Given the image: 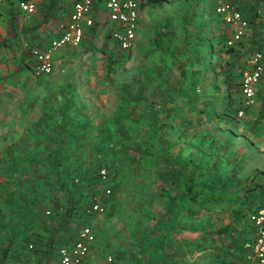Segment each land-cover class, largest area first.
<instances>
[{
    "label": "rangeland",
    "instance_id": "obj_1",
    "mask_svg": "<svg viewBox=\"0 0 264 264\" xmlns=\"http://www.w3.org/2000/svg\"><path fill=\"white\" fill-rule=\"evenodd\" d=\"M214 5L213 0H141L142 27L129 53H122L111 39L107 41L111 26L105 29L104 25L101 31L99 23L81 45L65 48L57 61L69 65L65 79L81 80L88 87L78 89L81 94H76L74 103L68 96L66 110L58 112L61 115L50 121V128L28 137L0 135V203L6 212H0L2 237L9 236L17 218L26 213L27 201H35L30 202L31 208L39 201L36 210L42 219L35 227L39 231L50 228L67 199L75 197V214L60 239L75 242L82 229L91 230L94 247L84 264H108V258L112 264L153 263L151 235L161 212L170 208L168 194L174 187L170 176L179 175L172 158L177 153L185 155L179 149L188 146L192 151L204 138L209 176L218 180L210 163L223 157L214 149L215 142L223 138L213 137L223 128L219 118L223 71L243 56L236 49L234 55L225 53L223 43L229 32L217 16H209ZM194 9L202 16L192 17ZM202 38L213 40L205 57L198 44ZM109 59L114 60L111 71ZM38 105L33 100L28 107L22 104V109ZM256 111L253 122H244L248 114L237 118L242 130L229 121L233 125L229 131L241 133L232 141L236 152L250 165L245 166V177H235L238 168L230 171L233 176L227 188L242 194L236 195L237 202L233 198L220 201L227 212L237 204L241 214L249 215L264 202V115L259 117ZM182 130L184 134L179 135ZM98 166L109 173L108 182L87 190ZM224 187L216 183L215 192ZM106 189L110 190L108 197ZM95 198L105 213L85 216L84 210ZM194 206L198 211L195 221H217V215L210 214L215 212ZM35 258L41 264L40 254ZM199 259L198 264H209L208 257L204 263Z\"/></svg>",
    "mask_w": 264,
    "mask_h": 264
},
{
    "label": "crops",
    "instance_id": "obj_2",
    "mask_svg": "<svg viewBox=\"0 0 264 264\" xmlns=\"http://www.w3.org/2000/svg\"><path fill=\"white\" fill-rule=\"evenodd\" d=\"M20 1L2 0L0 5V135L9 134L28 137L44 127L50 128L52 125L50 121L61 115L58 112L66 110L65 104L68 96H71L70 100L74 103L76 94H81L78 89H81L83 85L81 80L65 79L64 73L71 71L68 69L69 65L64 63L61 65L57 62L65 48L53 55L51 75L44 78H35L32 74L34 60L30 54L31 49H43L51 40L61 34L68 23L74 0H32L35 10L30 14L20 10ZM105 2L106 0H94L91 14L93 26L85 28L83 41L87 39L90 31L92 33L97 23L100 24L98 28L101 31L104 25H107L105 29L109 25L112 28L107 20L104 8ZM140 2L141 0L138 1L139 7ZM263 4L264 0H236V6L241 11L243 19L248 23L242 44L237 45L235 48L236 54L243 56L240 58V67L248 59L249 53L261 44L262 30L259 11ZM141 17L139 11L137 38L142 27ZM217 21L221 23L219 18H217ZM110 29H108L109 34ZM227 31L229 32V30ZM83 84L89 83L85 82ZM83 87H88V85ZM260 91L263 90L260 89ZM221 93L223 94L219 96L221 99L219 109L223 112L228 102V100H224L227 96L225 85H222ZM239 97L234 98V103ZM263 98L264 96L258 95L255 107L246 113L249 117L246 116L244 122L247 120L253 122L255 110H257L259 117L264 115L261 113ZM33 100L38 102L39 105L34 107L35 110L32 106H30V110H27V105ZM22 104L27 107L22 109ZM220 111L219 113H221ZM221 123H223V128H218L216 130L217 135H213V137L223 138L221 143L215 142L223 157H221V161L219 159L215 166H212V171L217 170L218 176V180L214 184L218 183L219 186L224 184L226 188L219 189V193L209 192L212 200L218 199V203H213L211 208L213 209L216 203L219 206L217 210L213 209L215 213H210L217 215V221L211 218L209 219V226H203L202 232H206L207 239L202 241L207 242V249H203L201 252L195 250L200 236L199 232H195V208L192 202V194L190 193L188 198L185 193L184 199H181L184 196L183 194L171 190L168 195L172 201L175 199V204L170 203L168 211L166 209L161 212L155 222L153 235H151V239L153 238V243L150 244L153 253L152 264H198L199 258H203L204 263L205 257H208L209 264H238L239 262L240 253L235 247L244 238L245 227L236 222L235 211L239 209L237 204L230 212H227L226 209H221L220 201L233 198L237 202L236 195L238 193L241 195L242 192L233 193L227 188L229 179L233 176L230 171L238 168L235 177L238 175L245 177L247 169L245 166L250 164L248 160L242 159L238 151L236 152L237 147L232 142L236 141L238 136L241 135L240 131L236 129L229 131V127H233L229 121L221 120ZM224 124H228V126ZM237 126L239 130L243 129L240 123H237L235 127ZM246 135H249L248 131ZM263 142L264 138H262L261 144ZM179 150L185 152V155H180L177 159V162L182 164L177 165L176 169L184 166V175H178L174 179H171L170 176V182L183 183L184 180L187 182L188 177L191 178L194 173V165L190 161L192 157L194 158V156H191V150L188 149V146ZM261 150H264V148H261ZM4 207L0 203V212L3 214L6 213L5 210L3 211ZM229 226H233L231 227L232 232L228 230ZM226 228L227 231H224ZM212 230L214 232H211ZM93 247L94 243L90 251H93ZM88 257L85 263L88 261ZM39 262L45 264L43 259H40Z\"/></svg>",
    "mask_w": 264,
    "mask_h": 264
},
{
    "label": "built area",
    "instance_id": "obj_3",
    "mask_svg": "<svg viewBox=\"0 0 264 264\" xmlns=\"http://www.w3.org/2000/svg\"><path fill=\"white\" fill-rule=\"evenodd\" d=\"M139 0H106L105 11L108 23L112 25L110 36L113 43L122 53H129L137 39L139 28ZM213 12L221 23L229 30V37L225 42L226 48H233L242 43L248 23L243 19L241 11L236 6V0H213ZM94 0H74L69 14L68 23L61 34L51 40L43 49L33 48L30 54L34 60L32 74L35 78L51 75L53 71V55L64 48H76L81 45L85 28L93 26L92 6ZM2 0H0V5ZM19 8L25 13H33L35 6L32 0H21ZM262 41L252 52L239 73V90L241 93L240 108L236 112L237 118H243L248 111L255 107L260 89L264 91V4L259 11ZM101 184L105 185L107 172L100 171ZM104 195H110L106 189ZM87 215H103L104 207L95 198L86 211ZM248 220L253 228L252 238L243 245L244 256L242 264H264V202L250 212ZM94 235L89 228L82 229L75 242L61 247L56 264H84ZM32 249V246H29ZM112 264V259H107ZM21 264V263H16Z\"/></svg>",
    "mask_w": 264,
    "mask_h": 264
},
{
    "label": "trees",
    "instance_id": "obj_4",
    "mask_svg": "<svg viewBox=\"0 0 264 264\" xmlns=\"http://www.w3.org/2000/svg\"><path fill=\"white\" fill-rule=\"evenodd\" d=\"M202 14H203L202 12H199L196 9H194L192 13V17H199V16H202ZM208 14L209 16L214 17L215 14L212 8L209 9ZM110 39H111V36L109 34L107 36V41ZM212 43H213L212 39H204V38H202L198 42L201 48L200 54L203 55V57L206 56L207 50L211 49ZM223 46L226 49L225 53L227 55L229 56L234 55V49L236 47L226 48L225 41L223 43ZM105 51H106V43L104 42L101 52L104 54ZM113 64H114V60L109 59L108 61L109 71L112 70ZM219 70L222 72V69L220 67H219ZM239 70H240V58L239 60L227 66L226 70L223 71L224 73L223 84L225 85L227 89L226 94H227L228 102H227V107L224 109L223 112H221L222 113L221 117H219L220 120L228 119V121L232 120V122H235L237 120L236 112L238 111V108H240V104H241L240 101L242 98L240 90H239V78H240ZM234 93H236L235 97L233 96ZM258 95L264 96V91H259ZM237 96H240V97L237 98L234 103V100H235L234 98H236ZM261 109H262L261 113L264 114V102H263V107H261ZM184 131L185 130L180 131L181 133L179 135L184 134L183 133ZM204 140L205 139L202 138L200 142H198L197 145L194 147V149L200 148V150L195 151L193 149L191 151V156H194V158L192 157L190 160L191 164L194 165L193 176L191 178H189L190 177L189 176L188 177L189 180L187 182H185L184 180L183 183L182 182L175 183V181H171V185L172 183H174V187L172 188L174 192H177L178 194L181 193L184 195L183 198L180 197L181 199H184L185 193L189 198L190 193H191L192 202L194 203V205L196 206L201 205L204 209L206 208L205 212L207 211L212 212L213 209L207 203L213 204L215 202H213V200L211 199L212 197L207 195L206 192L214 191L213 193H215L216 189H215L214 181L212 180L211 176H209L211 175L208 169L209 165L208 163L205 162V159H207V156L205 154L206 150L204 149L207 143H204ZM209 143L210 141L208 142V144ZM214 149H216L215 152H219V149L216 145L214 146ZM179 157H180L179 153H177V155H175L174 158H172L173 163L175 164L174 169H176L177 165L179 166L182 164L181 162H177V159H179ZM217 162H219V160H215L214 166L217 164ZM211 165L213 164L210 163V167H212ZM102 169H105V168L102 166H98L96 169H94V171L92 172V179L93 178L94 179L90 182L88 181L87 190H90L91 186L95 184L102 185L101 175H100V171ZM176 170H179L176 172L177 174L179 173V175L181 174L184 175L185 167L181 166L180 168ZM106 178L107 180L105 184H107L108 182V178H109L108 172H107ZM81 198H84L85 201H89L88 200L89 198L87 197L83 196ZM169 200H170V203L175 204V199L172 201V199L169 198ZM30 202H34L32 204H35V201H27L25 203L26 205H28L24 207V210L26 211V213L23 212L24 214L22 213V215L17 218L18 220L16 221V224L12 232L9 230H5V231H9L11 234L9 236L2 237V234L0 233V238L2 237L1 242H0V264H16V263L38 264V261L34 260L37 254H40L41 259H43L45 264H56L58 261V255H57L58 250L61 247L67 246L71 244L72 242H74L70 240L67 241V239L66 240L60 239V234L62 233L64 234L67 231L69 224L71 223V220L73 218V215L75 214V208H76L75 207V197H69L67 199L64 210L62 211L58 219L52 223L50 228H47L45 230H40L39 228H37L39 231L35 230V227L37 226V221L39 220L41 221L42 219V217L36 210L37 203H39V201H36V207L31 204L33 206L32 208L31 206H29ZM92 202L88 205L86 210H84L85 216H89L87 215L86 211L91 206ZM260 204L258 206H260ZM258 206H256V208ZM196 208H195V215L198 212ZM256 208H252L250 211L252 212ZM235 215H236L237 224H240L243 227H245L244 238L241 239L239 244L236 245L235 247L238 253H240V257H239L240 263L238 262V264H241L243 260V256L245 254L243 245L246 242H249L251 240L252 234H253V228L248 220L249 215L247 213L241 214L237 210L235 211ZM203 219L204 218H202L201 220L203 221ZM207 222L208 220L203 221V224H201L202 222H200V220L195 221L196 223L195 232H199V236H200L199 242L198 244H196L197 246L195 250H199V252H201V250L203 249L205 250L207 249V242H203L207 239V235L205 234L206 232L205 233L202 232V230L204 229L203 226H206V225L209 226L208 225L209 222L208 223ZM231 227L233 226H229L228 230L232 232ZM224 231H227V228ZM211 232H214V231L212 230ZM209 234H212V233H209ZM2 243L4 245H1ZM203 244L205 245V247ZM29 246H32V249H29ZM214 248L217 249L216 246H214Z\"/></svg>",
    "mask_w": 264,
    "mask_h": 264
}]
</instances>
